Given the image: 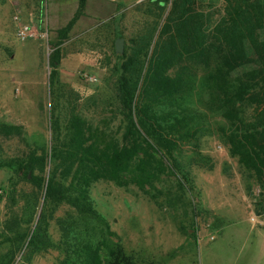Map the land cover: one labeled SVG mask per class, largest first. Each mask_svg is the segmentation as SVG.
<instances>
[{
    "label": "rangeland",
    "instance_id": "rangeland-1",
    "mask_svg": "<svg viewBox=\"0 0 264 264\" xmlns=\"http://www.w3.org/2000/svg\"><path fill=\"white\" fill-rule=\"evenodd\" d=\"M145 1H86L83 15L60 41L57 82L50 86L52 44L78 2L72 13L69 0H0V124L23 129L22 139L0 135V163L29 147L49 144L52 110L60 124L71 111L93 124L111 118L110 127L121 133L114 115L121 55L150 33L151 55L171 9L168 4L161 19H155L134 10ZM195 2V10L211 23L222 14L224 0ZM64 6L67 10L56 15ZM19 23L33 27L36 37L20 41ZM117 39L123 40L121 53L115 51ZM181 66L192 87L189 102L206 118L197 139L175 153L179 178L166 172L146 191L99 181L91 186L90 198L135 264H264V189L230 156L223 139L225 121L204 105L199 88L203 71L190 61ZM178 71L180 67L171 74ZM11 175L0 167V264H58L63 254L57 221L72 210L65 204L44 208V193ZM178 198L183 204L172 206L169 200ZM43 210L55 246L28 262L23 258L28 237L23 244V236L33 230Z\"/></svg>",
    "mask_w": 264,
    "mask_h": 264
},
{
    "label": "trees",
    "instance_id": "trees-1",
    "mask_svg": "<svg viewBox=\"0 0 264 264\" xmlns=\"http://www.w3.org/2000/svg\"><path fill=\"white\" fill-rule=\"evenodd\" d=\"M195 1L147 0L134 6L159 20L168 4L171 9L151 55V33L121 55L114 113L120 134L110 127L111 118L93 124L71 111L60 124L52 110L49 144L29 147L0 163L10 170L11 179H25L44 193V208L65 204L72 210L57 221L63 254L58 264H135L95 208L90 188L108 181L146 191L166 172L179 178L175 153L197 139L206 118L188 99L192 87L181 64L189 61L203 71L199 88L206 109L226 123L222 132L230 156L264 189V0H224L222 14L213 23L195 10ZM85 6L86 0H78L73 17L57 31L59 40L49 55L50 86L57 82L60 41ZM176 67L180 71L171 74ZM0 135L22 139L23 129L0 124ZM169 202L183 204L180 198ZM47 220L43 210L33 230L23 236V244L28 237L23 252L28 262L55 246Z\"/></svg>",
    "mask_w": 264,
    "mask_h": 264
},
{
    "label": "built area",
    "instance_id": "built-area-1",
    "mask_svg": "<svg viewBox=\"0 0 264 264\" xmlns=\"http://www.w3.org/2000/svg\"><path fill=\"white\" fill-rule=\"evenodd\" d=\"M17 37L20 41H24L28 38L36 37V33L33 30V27L28 26L25 23H19L17 25Z\"/></svg>",
    "mask_w": 264,
    "mask_h": 264
},
{
    "label": "crops",
    "instance_id": "crops-1",
    "mask_svg": "<svg viewBox=\"0 0 264 264\" xmlns=\"http://www.w3.org/2000/svg\"><path fill=\"white\" fill-rule=\"evenodd\" d=\"M67 1V0H66ZM87 1V4H88V1L89 0H86ZM69 2H70V6L72 7V13L76 10V8H77V2H78V0H69ZM66 3V2H65ZM65 5V4H64ZM56 7V9L57 8H60L59 7V5H57V6H55ZM62 7V6H61ZM65 10H67L66 8H65V6H64V9H59L58 11H57V13H56V15H58V16H60V13L62 14V12H64ZM264 242V241H263ZM263 246H264V244H263ZM261 250H262V253L264 254V247H261Z\"/></svg>",
    "mask_w": 264,
    "mask_h": 264
},
{
    "label": "water",
    "instance_id": "water-1",
    "mask_svg": "<svg viewBox=\"0 0 264 264\" xmlns=\"http://www.w3.org/2000/svg\"><path fill=\"white\" fill-rule=\"evenodd\" d=\"M115 51L117 53H121L123 51V40L122 39H117L115 41Z\"/></svg>",
    "mask_w": 264,
    "mask_h": 264
}]
</instances>
